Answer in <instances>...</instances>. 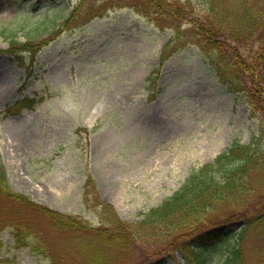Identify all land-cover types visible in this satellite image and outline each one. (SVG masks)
I'll return each instance as SVG.
<instances>
[{
    "label": "rangeland",
    "instance_id": "obj_1",
    "mask_svg": "<svg viewBox=\"0 0 264 264\" xmlns=\"http://www.w3.org/2000/svg\"><path fill=\"white\" fill-rule=\"evenodd\" d=\"M181 1L194 6L191 18L206 13L207 0ZM253 4L264 32V0ZM74 8V20L61 28ZM152 12L131 0H0V49L12 39L39 47L36 53L33 44L29 51L0 53V164L14 193L93 228L107 224L97 200L132 223L234 140L247 144L264 136V112L251 117L241 94L222 92L204 52L208 45L194 24L183 21L174 29ZM170 40L176 51L159 65L160 50ZM258 42L251 39L242 53L251 57ZM24 97L42 101L3 116ZM87 178L91 186L84 187ZM12 214L32 236L19 247L12 227H4L0 264H90L82 250L91 241L87 237L59 230L39 215L19 214L14 206L8 209ZM262 238L258 227L243 232L245 264H264ZM236 239L231 236L207 253V264H220ZM36 241L51 258L32 251ZM136 246L99 243L100 260L148 264L155 259L145 243ZM168 253L161 255L162 264H187L176 249L173 259Z\"/></svg>",
    "mask_w": 264,
    "mask_h": 264
},
{
    "label": "trees",
    "instance_id": "obj_2",
    "mask_svg": "<svg viewBox=\"0 0 264 264\" xmlns=\"http://www.w3.org/2000/svg\"><path fill=\"white\" fill-rule=\"evenodd\" d=\"M131 1L146 4L156 17L164 16L175 25L174 29L183 21L193 23L202 42L208 45V49L203 51L223 92L242 93L251 107V117L259 110L264 112V32L258 22L259 15L253 11L254 0H233L230 7L225 3L227 0H207L206 13L192 18L190 16L194 15L195 9L189 1ZM76 12L75 8L63 19L62 28L74 20ZM253 38L259 40L257 50L247 58L241 49L249 45ZM172 41L162 48L160 65L176 51V47L170 50ZM32 44L12 39L8 48L16 52L31 48ZM37 46L33 44V52L39 48ZM154 74L155 71L148 77L150 83L155 82ZM41 100L24 98L8 107L5 114H17L24 108L31 109ZM87 186H91L89 178L84 184V187ZM97 202L103 215L102 220L107 223L100 229L35 203L27 195L14 193L4 167L0 164V231L4 227H12V234L19 247L26 246V238L32 235L21 217L8 215L11 206L19 214L25 211L39 215L59 230L90 239L89 244L82 249L90 264H107L100 260L103 253L99 243L117 249H133L145 243L149 254L155 257L148 264H162L161 255L165 252H170L166 255L173 259L171 254L175 249L187 264H207L206 254L224 244L231 236H237V241L225 248L220 264H245L241 246L245 229L260 228L264 242L263 133L253 136L247 144L233 141L211 163L192 170L177 190L157 206L141 213V219L136 222L121 220L109 204L99 200ZM239 221L244 223L234 231ZM40 242L34 243L32 251L49 258V252L46 253L43 245H39ZM50 262L54 264L52 260Z\"/></svg>",
    "mask_w": 264,
    "mask_h": 264
}]
</instances>
